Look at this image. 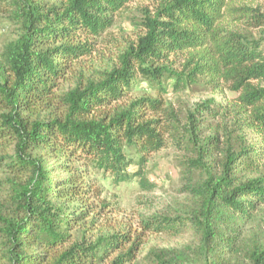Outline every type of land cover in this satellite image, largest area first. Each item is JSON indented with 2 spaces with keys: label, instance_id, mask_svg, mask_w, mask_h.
Listing matches in <instances>:
<instances>
[{
  "label": "trees",
  "instance_id": "16d2710c",
  "mask_svg": "<svg viewBox=\"0 0 264 264\" xmlns=\"http://www.w3.org/2000/svg\"><path fill=\"white\" fill-rule=\"evenodd\" d=\"M138 1L0 0L14 25L0 51V264H134L148 244L151 264H264L251 229L264 206V39L228 28L252 22L233 0H155L138 42L88 69ZM200 85L237 99H200L185 118L168 106ZM169 145L186 199L139 228H99L110 204L97 176L151 190L148 163Z\"/></svg>",
  "mask_w": 264,
  "mask_h": 264
},
{
  "label": "rangeland",
  "instance_id": "374dc122",
  "mask_svg": "<svg viewBox=\"0 0 264 264\" xmlns=\"http://www.w3.org/2000/svg\"><path fill=\"white\" fill-rule=\"evenodd\" d=\"M155 0H139L131 4L126 10L121 12L116 18V23L109 30L99 44L98 50L90 57L84 58L83 63L88 69H105L117 62L118 55L129 45L136 44L139 37L144 34L141 23L144 20V13L147 9L155 12ZM233 4L238 13L241 10H248L251 25L243 20L241 24L230 22L228 28H235L241 31L249 32L256 39H264V25L257 26L254 18L264 16V0H233ZM14 25L6 12H0V51L5 41L13 34ZM184 58H178L177 65L183 63ZM142 92L135 93L136 96ZM214 98L223 108L230 109L233 102L237 99V94L228 88L222 87L218 90H211L203 85L195 86L181 94L170 93L166 96L168 106L181 112L183 118L185 114L194 110V105L200 99ZM221 118H217L219 120ZM216 124V123H214ZM248 140H256V135L248 133ZM181 155L169 145L163 151L154 154L148 163L147 172L151 179H154L156 187L151 190L144 189L136 181L124 182L115 185L110 176H97L100 185L104 189L103 197L109 206V211L116 209V212H107L103 210V216H100V227L104 229L129 230L139 228V221L150 217L151 215L162 212L183 202L187 195L184 180L178 169L174 165L177 158ZM100 210V208H98ZM108 213V215H105ZM253 232L264 237V206L257 214L256 221L251 226ZM151 245H160L161 247L186 248L196 242L194 237H184L178 240L164 239L163 237L153 236L149 239ZM150 244L145 245L138 260L134 264H151L148 258ZM187 264H196L194 256L190 257Z\"/></svg>",
  "mask_w": 264,
  "mask_h": 264
}]
</instances>
